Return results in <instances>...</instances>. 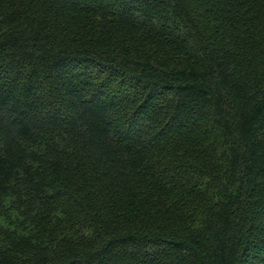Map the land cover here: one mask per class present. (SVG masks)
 I'll list each match as a JSON object with an SVG mask.
<instances>
[{"label": "trees", "instance_id": "1", "mask_svg": "<svg viewBox=\"0 0 264 264\" xmlns=\"http://www.w3.org/2000/svg\"><path fill=\"white\" fill-rule=\"evenodd\" d=\"M0 264H264V0H0Z\"/></svg>", "mask_w": 264, "mask_h": 264}]
</instances>
